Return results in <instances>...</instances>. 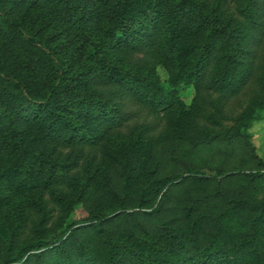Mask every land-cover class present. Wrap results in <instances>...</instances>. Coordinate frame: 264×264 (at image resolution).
<instances>
[{
    "label": "trees",
    "instance_id": "trees-1",
    "mask_svg": "<svg viewBox=\"0 0 264 264\" xmlns=\"http://www.w3.org/2000/svg\"><path fill=\"white\" fill-rule=\"evenodd\" d=\"M260 119L264 0H0V264H264V173L212 208L214 177L156 154Z\"/></svg>",
    "mask_w": 264,
    "mask_h": 264
},
{
    "label": "rangeland",
    "instance_id": "rangeland-1",
    "mask_svg": "<svg viewBox=\"0 0 264 264\" xmlns=\"http://www.w3.org/2000/svg\"><path fill=\"white\" fill-rule=\"evenodd\" d=\"M158 75L162 81H166L167 74L162 68H158ZM248 90L231 99L225 107L227 120L223 122L225 128L234 130V119L238 117L248 106ZM181 99L189 105L194 97L191 88L179 91ZM245 129V128H244ZM244 131L239 132L228 140H213L206 144L193 146L186 141H171L161 144L156 149L157 158L160 161L159 171L161 174L173 172L183 173L187 167L196 168L211 175L212 180L208 191L211 193L210 207H219L221 200L239 199L248 192H253L256 182H250L246 177L256 172L264 173V120L252 121ZM245 136L249 137L247 142ZM115 176V174H113ZM218 186L221 193L217 194ZM184 186L170 185L169 195L174 197L184 191ZM257 196H264V180L259 182ZM166 189V191H167ZM165 191V192H166ZM162 193L157 197V203L161 200ZM214 196L216 199H214ZM213 201V202H212ZM215 201V202H214ZM137 211L136 209H127ZM87 211L82 204L76 207L67 222L85 219Z\"/></svg>",
    "mask_w": 264,
    "mask_h": 264
}]
</instances>
